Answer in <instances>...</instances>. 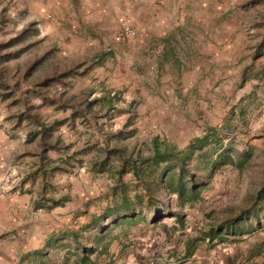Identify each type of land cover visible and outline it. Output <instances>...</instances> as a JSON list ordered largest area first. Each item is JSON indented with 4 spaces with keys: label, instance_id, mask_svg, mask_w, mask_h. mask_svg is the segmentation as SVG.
<instances>
[{
    "label": "rangeland",
    "instance_id": "obj_1",
    "mask_svg": "<svg viewBox=\"0 0 264 264\" xmlns=\"http://www.w3.org/2000/svg\"><path fill=\"white\" fill-rule=\"evenodd\" d=\"M175 1L177 22L179 17H184L183 14H188L182 19L186 24L179 26L188 30L190 43L193 35L197 36L196 45L202 42L199 35L206 38V42L211 36V42L215 43L218 37L216 23L222 11L221 18L227 17L228 21L226 41L241 65L237 71L252 62L244 68L246 76L252 77L250 81L239 85L238 74L228 82L229 92L234 91L229 96L235 95L241 101V114H238L232 110L234 106L229 97L228 120L231 119L232 124L237 122L235 126L239 125L241 129L233 126L228 133L229 140L223 142L237 152L246 151L248 156L242 161L241 169L225 167L212 175L201 191V201L192 208L183 209L182 228L168 217L161 221L165 222L166 230L160 228V223L148 226L145 218L150 213L138 210L143 217L125 235L108 242L106 252L99 259L101 264H261L264 261L262 221L259 225L252 223L242 235L227 236L214 246L204 242L188 258L182 259L181 251L183 241L198 233L204 225L220 221L248 206L264 181V47L260 48L261 55L251 61L253 47L264 36V0ZM204 11L212 15L208 18L203 15ZM192 12L196 13V18ZM30 22L33 21L27 0H0V42ZM33 28L36 33L28 32L23 43L8 46L10 52L19 50L16 55L8 59L0 57L5 84V87L0 86V151L9 150V163L0 176V197L10 192H29L33 207L51 210L53 221L51 227L35 229L33 233L38 236L32 243L16 240L18 229L0 226V264H25L19 261L20 256L41 248L55 264H59L66 250H72L68 239L62 238L65 235L62 231L75 230L87 241L90 231H82L80 226L87 222L90 214H101L110 201V187L114 185L112 171L94 173L88 167L92 160L101 157L103 142L108 141L109 146L111 142H118L126 150L133 151H144V143H148L143 142L138 131L131 127H118V120L123 118L119 113L125 106L124 99L120 89L114 90L106 78L99 79L96 73L101 69L99 64L79 74L90 60L86 64L75 52H62L55 43H49L36 23ZM47 50L50 52L45 59L24 77L22 73L26 64ZM73 66L78 71L75 75L51 82L46 87L35 85L44 76ZM5 93L9 94L3 95ZM91 100L96 101L85 110L86 103ZM25 106L50 129L46 141L68 145L67 154L77 152L73 154L76 159H81L79 164L76 159H71L67 171L47 174L44 180L38 175L33 179L26 177L35 160L32 154L39 149V134L37 126L30 120L24 118L15 122L14 115ZM129 117L134 119L136 116ZM119 130L121 133L117 138L106 139L108 134ZM166 143L176 146L175 143L182 142ZM46 155L54 164H59V159L65 156L53 150L47 151ZM128 178L129 175L122 176L125 182ZM41 191L43 198L53 196L64 200L50 206L49 201L40 199ZM157 207H160L159 203ZM171 207H175L174 202Z\"/></svg>",
    "mask_w": 264,
    "mask_h": 264
},
{
    "label": "crops",
    "instance_id": "obj_2",
    "mask_svg": "<svg viewBox=\"0 0 264 264\" xmlns=\"http://www.w3.org/2000/svg\"><path fill=\"white\" fill-rule=\"evenodd\" d=\"M27 3L31 21L49 43H55L62 52H75L86 64L98 59L92 66L99 64V79L106 78L114 90H121L125 106L119 113L123 116L118 120L120 129L131 127L143 142H182L175 144L183 146L200 136L205 127L237 124L227 119L229 97L232 110L239 114L241 109V101L229 96L234 91L229 92L228 82L238 74L240 82L242 72L246 77L243 83L252 79L244 71L252 62L237 71L241 65L226 41L228 21L221 18L222 11L215 43L211 36L206 42L199 35L202 42L196 45L197 36H191L190 43L188 30L179 26L186 24L182 19L188 14L176 20L175 0ZM203 15L209 18L212 14L204 11ZM124 28L134 34L122 36ZM238 126L235 128L240 130ZM8 151H0V176L9 163ZM30 197L25 191L0 197V226L18 229L16 240L32 243L38 236L33 233L35 229L51 227L53 219L51 210L35 209Z\"/></svg>",
    "mask_w": 264,
    "mask_h": 264
},
{
    "label": "trees",
    "instance_id": "obj_3",
    "mask_svg": "<svg viewBox=\"0 0 264 264\" xmlns=\"http://www.w3.org/2000/svg\"><path fill=\"white\" fill-rule=\"evenodd\" d=\"M33 27L34 23L30 22L12 37L0 42V57L8 59L11 55H16L19 50L10 52L8 48L15 42L23 43L28 32L36 33ZM262 47L264 36L253 47L251 61L261 55ZM49 52L50 50H47L27 63L23 76L28 75L30 70L40 64ZM96 62H88L89 64L79 74L87 71ZM76 73H78L76 66L68 67L50 76H44L35 85L46 87L51 82L61 81ZM2 75L0 69V86L5 87ZM245 79L242 72L239 83L242 84ZM95 101L87 102L85 110H88ZM28 110L29 107L25 106L24 110L14 115L16 123L26 118L38 128L39 149L36 154H32L35 160L26 177L33 179L38 175L44 180L47 174L67 171L66 167L71 165L70 160L76 159L73 153L77 152L67 154L68 145L47 142L46 137L50 129L39 121L35 113ZM239 111L241 114V109ZM232 129L233 126L228 122L221 124L218 129L213 126L205 127L200 136L194 137L180 148L166 142L153 141L144 143V151H133L126 150L118 142H111L110 146L108 141L103 142L101 157L92 160L88 167L94 173L112 171L114 185L110 187V201L103 207L101 214H90L87 222L80 226V230L90 231V235L86 236L87 241L82 238L80 232L71 229L62 231L65 234L62 238L68 239L72 250H66L59 264H101L99 257L106 252L108 242L125 235L130 227L143 217L138 211L141 209L150 213V216L145 218L148 226L154 227L160 223V228L166 230L165 222L161 221L168 217L182 228L185 216L183 209L192 208L201 201V191L207 186L212 175L225 167L241 169L242 161L248 156L246 151L237 152L230 148L228 143H223V140H229L228 133ZM120 133V130L117 133L112 132L106 139H115ZM49 150L65 154L59 159V164H54L48 159L46 152ZM75 161L79 164L81 159ZM124 175H129L128 182L122 179ZM42 193L41 191L39 194L40 199L49 201L50 206L58 205L64 200L53 196L43 198ZM172 202L175 204L174 208L171 207ZM35 203L37 204L38 200ZM157 203L160 207H157ZM261 221L264 226V181L254 192L248 206L240 208L220 221L204 225L198 233L183 241L181 258L192 256L204 242L208 246H214L215 242L222 241L227 236L242 235L251 228L252 223L259 225ZM19 261L25 264H55L54 259H51L43 248L23 254Z\"/></svg>",
    "mask_w": 264,
    "mask_h": 264
},
{
    "label": "built area",
    "instance_id": "obj_4",
    "mask_svg": "<svg viewBox=\"0 0 264 264\" xmlns=\"http://www.w3.org/2000/svg\"><path fill=\"white\" fill-rule=\"evenodd\" d=\"M133 34H134L133 30L130 29V28H124V29L121 31V35H122V36H131V35H133Z\"/></svg>",
    "mask_w": 264,
    "mask_h": 264
}]
</instances>
